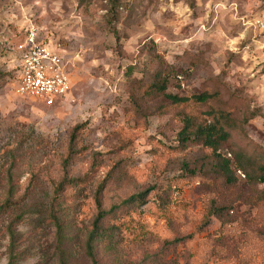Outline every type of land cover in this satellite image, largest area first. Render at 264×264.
<instances>
[{
    "label": "rangeland",
    "instance_id": "obj_1",
    "mask_svg": "<svg viewBox=\"0 0 264 264\" xmlns=\"http://www.w3.org/2000/svg\"><path fill=\"white\" fill-rule=\"evenodd\" d=\"M257 19L264 0H0V205L21 199L0 214V264L11 248L15 264H93L97 194L104 211L122 206L97 231L98 264H264L257 207L241 205L246 224L208 214L206 184L185 169L201 151L180 146L179 109L149 98L137 111L132 101L161 58L175 67L172 93L199 92L219 77L262 109L246 130L264 147ZM32 29L64 55L71 77L53 105L17 92Z\"/></svg>",
    "mask_w": 264,
    "mask_h": 264
},
{
    "label": "trees",
    "instance_id": "obj_2",
    "mask_svg": "<svg viewBox=\"0 0 264 264\" xmlns=\"http://www.w3.org/2000/svg\"><path fill=\"white\" fill-rule=\"evenodd\" d=\"M175 67L161 58L152 80L133 92L132 101L135 110H141L149 98H162L169 106L178 108L176 121L179 124L178 141L180 146L199 147L201 153L185 169L198 174L206 184L208 214L217 217L222 225L241 222L246 224L241 205L257 207L259 218L264 223V147L254 142L246 130L250 120L263 115L262 109L252 107L245 97L231 90L218 78L209 79L199 92L191 94L172 93L168 90ZM141 85V84H140ZM77 128V127H76ZM74 138V136H73ZM74 140H72L73 147ZM73 150V148H72ZM239 172L243 175V183ZM89 177L63 181L57 193L66 184H85ZM102 185L99 186L101 189ZM100 191V190H99ZM14 191H11V196ZM146 193L135 194L124 201L125 205L142 201ZM97 194L98 215L95 219V231L89 237L87 253L93 264H98L93 241L100 236L97 231L106 214L122 208L116 205L109 211L102 209ZM21 199L8 198L0 205L1 212L8 211ZM61 228V227H60ZM9 232L15 239L12 227ZM186 237L176 238L178 242ZM19 254L11 248L8 264H15Z\"/></svg>",
    "mask_w": 264,
    "mask_h": 264
},
{
    "label": "built area",
    "instance_id": "obj_3",
    "mask_svg": "<svg viewBox=\"0 0 264 264\" xmlns=\"http://www.w3.org/2000/svg\"><path fill=\"white\" fill-rule=\"evenodd\" d=\"M255 25L264 30V19H257ZM19 59V94L53 105L70 92L71 77L64 55L51 44L39 42L34 29L19 52Z\"/></svg>",
    "mask_w": 264,
    "mask_h": 264
}]
</instances>
